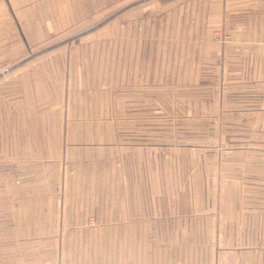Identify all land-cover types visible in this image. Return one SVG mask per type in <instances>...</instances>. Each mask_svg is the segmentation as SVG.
<instances>
[{
  "label": "rangeland",
  "instance_id": "374dc122",
  "mask_svg": "<svg viewBox=\"0 0 264 264\" xmlns=\"http://www.w3.org/2000/svg\"><path fill=\"white\" fill-rule=\"evenodd\" d=\"M151 1L131 16L121 12L94 27L101 22L95 20L81 35L44 36L27 46L9 35V13L0 5V103L24 92L25 102L40 104L38 115L20 117L28 125L0 107V135L8 141L0 151L9 156L0 160L8 264H217L216 219L229 218L221 207H232V196L215 195L210 159L220 148L203 98L216 90L215 69L205 70L200 57L198 22L185 26L197 0ZM113 7L110 14L118 11ZM9 75L26 80L9 83ZM119 140L164 145L171 153L169 165L158 151L155 207L131 213L150 222L137 228L147 234L127 242L125 255L105 207L85 203L76 177L87 170L76 174L70 150ZM26 141L33 146L14 145ZM201 173L209 179L204 188Z\"/></svg>",
  "mask_w": 264,
  "mask_h": 264
},
{
  "label": "crops",
  "instance_id": "0c3cea01",
  "mask_svg": "<svg viewBox=\"0 0 264 264\" xmlns=\"http://www.w3.org/2000/svg\"><path fill=\"white\" fill-rule=\"evenodd\" d=\"M149 2L153 1L0 0V5L9 13V35L20 36L27 46L44 36L81 35L94 26L95 20L109 17L114 5L118 10L128 6L122 14L131 16V11ZM197 7L198 11H187L184 19L185 26L192 20L198 22L200 57L205 70L215 69L216 90L203 98L210 105L206 121L214 127L215 147L220 148L210 158L215 164V195L232 196V207H221V211L231 212L229 218L216 219L217 264L220 260L222 264H264V0H197ZM119 48L123 53L127 50L125 45ZM122 62L125 68L126 60ZM21 80H26L24 75H9V83ZM26 96L24 92L9 93V99L0 103L1 108L14 110L9 117L17 116L18 124H29L20 119L24 115L39 114L34 107L39 109L40 104L25 102ZM36 126L39 130L38 123ZM0 136L1 147L7 146L5 135ZM10 144L13 147L12 139ZM14 145L33 146L29 141ZM164 148L169 149L119 140L106 148L70 149L75 155L71 166L76 174L83 167L87 170L76 177L78 187L86 190L85 203L105 207L108 229H116L121 255H125L127 242L136 243L139 235L146 237L145 230L142 234L137 228L141 224L148 228L150 222L137 220L131 213H136L137 207H155L159 150L164 152L161 160L171 165V153ZM8 159L7 152L0 151V160ZM205 180L209 181L208 176L201 173L202 188ZM8 260L9 207H0V264H8Z\"/></svg>",
  "mask_w": 264,
  "mask_h": 264
},
{
  "label": "water",
  "instance_id": "95a60500",
  "mask_svg": "<svg viewBox=\"0 0 264 264\" xmlns=\"http://www.w3.org/2000/svg\"><path fill=\"white\" fill-rule=\"evenodd\" d=\"M126 8H128V6L123 7L122 9H120V10L116 11L115 13L111 14V15H110L109 17H107L106 19H104V20H102L101 22L97 23V25H95L94 27L103 24L104 22H106L107 20H109V19H111L112 17L116 16L117 14H119L120 12H122V11H123L124 9H126ZM94 27H92V28H94ZM69 40H70V39H68V40H66V41H69ZM66 41H63V42H66ZM56 45H58V44L52 45V46L48 47V49L51 48V47H54V46H56ZM44 50H47V49H43V51H44ZM38 53H39V52L30 55V57H32V56H34V55H36V54H38Z\"/></svg>",
  "mask_w": 264,
  "mask_h": 264
},
{
  "label": "built area",
  "instance_id": "2783aa9c",
  "mask_svg": "<svg viewBox=\"0 0 264 264\" xmlns=\"http://www.w3.org/2000/svg\"><path fill=\"white\" fill-rule=\"evenodd\" d=\"M218 36V35H217Z\"/></svg>",
  "mask_w": 264,
  "mask_h": 264
}]
</instances>
